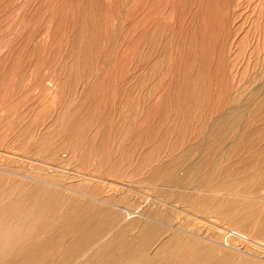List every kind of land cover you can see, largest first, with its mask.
<instances>
[{"label":"rangeland","instance_id":"1","mask_svg":"<svg viewBox=\"0 0 264 264\" xmlns=\"http://www.w3.org/2000/svg\"><path fill=\"white\" fill-rule=\"evenodd\" d=\"M188 242L264 264V0H0V264Z\"/></svg>","mask_w":264,"mask_h":264},{"label":"bare ground","instance_id":"2","mask_svg":"<svg viewBox=\"0 0 264 264\" xmlns=\"http://www.w3.org/2000/svg\"><path fill=\"white\" fill-rule=\"evenodd\" d=\"M197 160V159H196ZM190 164V163H189ZM193 165H194V162L192 163ZM191 164V165H192ZM196 165H197V163H195ZM195 166V165H194ZM194 166H193V169H194ZM196 168V167H195ZM179 169H181V168H179ZM183 169V168H182ZM181 169V170H182ZM185 169V168H184ZM172 170H174L173 168H172ZM180 171V170H179ZM178 171V172H179ZM185 171V170H184ZM184 171H183V173H184ZM188 171H190V170H188ZM187 171V172H188ZM177 172V173H178ZM181 172V171H180ZM191 172H192V170H191ZM186 173V172H185ZM205 173V172H204ZM182 174V173H181ZM188 174V173H187ZM191 173H189V175H190ZM180 175V174H179ZM211 177V176H210ZM212 178H210V180H211ZM179 180V179H178ZM186 180H187V178H186ZM199 180V179H198ZM184 181V180H183ZM179 182H180V180H179ZM223 187V186H222ZM213 200V199H212ZM219 203V202H218ZM211 206V205H210ZM219 206V205H218ZM215 210V209H214ZM218 210V209H217ZM216 211V210H215ZM227 213V212H226ZM14 216V215H13ZM2 217V219H3V216H1ZM17 218V217H16ZM4 221V220H3ZM79 223V222H78ZM83 223V222H82ZM51 224V223H50ZM79 225V224H78ZM85 225V224H84ZM80 226H81V224H80ZM84 227V226H83ZM83 227H81L82 229H83ZM70 228V227H69ZM100 227H98V229H99ZM143 228H145V227H143ZM80 229V228H79ZM88 230H89V228H87ZM84 231H85V228H84ZM90 231V230H89ZM155 231H157V230H155ZM153 229H151V228H148L147 227V230L146 229H143V232L141 233V234H145V235H141V236H143V237H141V238H147V235H146V232H147V234L149 235V234H152L153 232L154 233H156ZM41 232V231H40ZM158 233V232H157ZM237 233V232H236ZM182 234V233H181ZM238 234V233H237ZM31 235V234H30ZM36 235V234H35ZM153 235H155V237L157 236L156 234H152V236ZM239 236H241L242 238H248V236L247 235H243V234H238ZM144 236H146V237H144ZM150 236V235H149ZM148 236V237H149ZM158 236H160V234L158 235ZM40 237V236H39ZM140 237H138V239H139ZM150 238V237H149ZM148 238V239H149ZM137 239V238H136ZM82 240V239H81ZM144 240V239H143ZM142 240V241H143ZM55 241V240H54ZM85 241V240H84ZM147 241V240H146ZM146 241H144L145 243H147ZM52 242V241H51ZM50 242V243H51ZM56 242V241H55ZM80 243H81V245H82V243L83 242H81V241H79ZM181 242V241H180ZM53 243V242H52ZM78 243V242H77ZM80 243H78L77 245H79ZM89 243V242H88ZM87 243V244H88ZM129 243V242H128ZM193 243H195V242H193ZM193 243H187L188 244V246H189V248H188V246H187V249H188V251L189 250H191V252H192V256H188V255H186V256H183L182 257V259H181V261L180 262H178V264H232V261H233V255L232 254H230V253H226V254H224V255H222L221 257H217L216 256V253H215V251H214V249L212 248V247H202V248H199L197 245H196V243L195 244H193ZM225 243V242H224ZM228 243V242H227ZM226 243V244H227ZM42 244L43 245H45L43 242H42ZM86 244V243H85ZM175 244V243H174ZM39 245V244H38ZM37 245V246H38ZM183 245H185V243L183 244ZM228 245V244H227ZM67 246V245H66ZM73 246H75L76 247V245L74 244V245H72L71 247H73ZM83 246H86V245H83ZM181 246H182V244H181ZM41 247V246H40ZM60 247H62V246H60ZM67 247H69V246H67ZM184 247V246H183ZM41 248H43V247H41ZM63 248V247H62ZM129 248V247H128ZM160 248V247H159ZM163 247H161L160 248V250L162 249ZM181 248V247H180ZM186 249V250H187ZM23 250V249H22ZM21 250V251H22ZM32 250V249H31ZM35 250V249H34ZM33 250V251H34ZM36 250H37V248H36ZM35 250V251H36ZM42 251H45L44 249H41ZM50 250V249H49ZM72 250V249H71ZM183 250V249H182ZM184 250H185V248H184ZM27 251V250H26ZM34 251V252H35ZM76 252H77V250H75ZM136 251V250H135ZM27 252H30V251H27ZM33 252V253H34ZM38 252L40 253V251H38L37 250V253H36V255L38 254ZM47 252H49V251H47ZM184 252V251H183ZM31 253V252H30ZM75 253V252H74ZM79 253V252H78ZM136 252H134L133 250H131V251H128L125 255H120V257L118 256V257H116V258H118L117 260H114L113 261V263L112 264H136V260L135 259H138L139 258V256H138V258L136 257V258H134L135 257V254ZM70 254V253H69ZM138 254V253H137ZM20 255V254H19ZM26 255H27V253H26ZM29 255V254H28ZM31 255V254H30ZM29 255V256H30ZM50 255V254H49ZM48 255V256H49ZM64 255V254H63ZM191 255V254H190ZM32 256V255H31ZM35 256V255H34ZM33 256V258H35V259H37V257H34ZM39 256H40V254H39ZM44 256V255H43ZM47 256V257H48ZM68 256V255H67ZM137 256V255H136ZM142 256V255H141ZM45 257V256H44ZM34 259V260H35ZM113 259V258H112ZM146 259V258H145ZM145 259H144V261H145ZM31 263L33 264V259H32V257H31ZM30 260H28V261H30ZM240 262L238 263V264H248V262L245 260V259H240L239 260ZM111 262V261H110ZM27 263V262H26ZM34 263H35V261H34ZM145 264H154V262H152V261H145L144 262ZM176 263V262H175ZM23 264H25V263H23ZM141 264H142V262H141ZM161 264V263H160ZM165 264H174V260L171 262V260L169 261V262H166Z\"/></svg>","mask_w":264,"mask_h":264}]
</instances>
